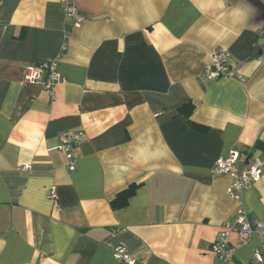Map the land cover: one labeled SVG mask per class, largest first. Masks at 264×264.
Returning <instances> with one entry per match:
<instances>
[{"label": "crops", "instance_id": "obj_1", "mask_svg": "<svg viewBox=\"0 0 264 264\" xmlns=\"http://www.w3.org/2000/svg\"><path fill=\"white\" fill-rule=\"evenodd\" d=\"M72 2L78 27L62 0H0V264H128L117 246L137 264H222L212 245L239 204L214 162L264 164V0ZM222 50L236 75L206 79ZM44 64L54 94L48 69L26 80ZM79 132L70 171L58 146ZM242 200L264 222V170ZM260 250L254 237L236 264Z\"/></svg>", "mask_w": 264, "mask_h": 264}, {"label": "built area", "instance_id": "obj_2", "mask_svg": "<svg viewBox=\"0 0 264 264\" xmlns=\"http://www.w3.org/2000/svg\"><path fill=\"white\" fill-rule=\"evenodd\" d=\"M62 3L65 15L74 20L75 26H80L85 21V16L76 8L72 0H62ZM231 59L232 55L228 50L214 52L211 62L205 67L204 77L209 80H215L235 76L236 72L232 69ZM43 68L48 69L49 78V81L45 83V89L54 94L55 84L62 79L57 72L55 64L28 67L26 80L31 83L41 81V71ZM237 77L243 82L246 81L241 75ZM84 138L85 135L82 132L66 135L61 138L58 150L66 155L70 171L76 170V164L79 160L78 147ZM28 169L29 166L24 167V171ZM263 170L264 164L260 160L253 161L249 167L244 169L238 152H232L230 155L220 157L214 162L212 173L232 178V183L228 189V196L239 204L234 219L222 226L218 240L212 245V252L219 258L222 264H236L237 249L250 244L254 237L258 238L262 250L254 255L253 260L258 264L264 263V222L255 219L251 220L243 207L242 200V193L245 190L253 188L262 179ZM48 197L56 201L58 199L56 190H51ZM233 234L238 235L239 240L237 244H233L231 241ZM115 255L118 260L128 264H137L138 262L137 258L131 255L123 246L115 248Z\"/></svg>", "mask_w": 264, "mask_h": 264}, {"label": "trees", "instance_id": "obj_3", "mask_svg": "<svg viewBox=\"0 0 264 264\" xmlns=\"http://www.w3.org/2000/svg\"><path fill=\"white\" fill-rule=\"evenodd\" d=\"M191 112H193V107H184L181 110L182 114H185L186 118L188 119V121L191 123V126L194 129L197 130H201V131H206V128L204 127H200L196 124H194L193 122L190 121V116H191ZM137 186H131L128 190L124 191L123 193H121L116 200L113 201L112 206L114 208H123L128 204V200L130 199V197H132L135 192H136Z\"/></svg>", "mask_w": 264, "mask_h": 264}]
</instances>
